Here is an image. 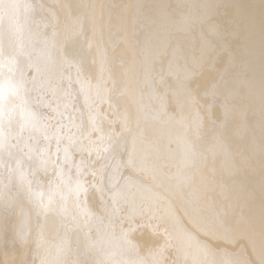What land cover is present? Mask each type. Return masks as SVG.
I'll return each instance as SVG.
<instances>
[{"label": "bare ground", "instance_id": "bare-ground-1", "mask_svg": "<svg viewBox=\"0 0 264 264\" xmlns=\"http://www.w3.org/2000/svg\"><path fill=\"white\" fill-rule=\"evenodd\" d=\"M0 264H264V0H3Z\"/></svg>", "mask_w": 264, "mask_h": 264}, {"label": "snow or ice", "instance_id": "snow-or-ice-1", "mask_svg": "<svg viewBox=\"0 0 264 264\" xmlns=\"http://www.w3.org/2000/svg\"><path fill=\"white\" fill-rule=\"evenodd\" d=\"M0 6H3V0H0Z\"/></svg>", "mask_w": 264, "mask_h": 264}]
</instances>
